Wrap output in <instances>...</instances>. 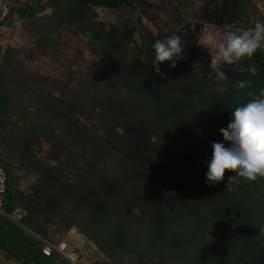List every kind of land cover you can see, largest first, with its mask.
<instances>
[{"label":"trees","instance_id":"16d2710c","mask_svg":"<svg viewBox=\"0 0 264 264\" xmlns=\"http://www.w3.org/2000/svg\"><path fill=\"white\" fill-rule=\"evenodd\" d=\"M128 2L151 7L144 0H10L6 22L27 20L35 40L27 61L44 55L53 32L66 26L86 38L95 62H70L67 74L51 78L31 74L18 53L0 49L7 210L28 212V231L0 222V264H68L41 252L43 241L58 245L51 235L57 224L78 229L104 255L91 264H264V178H241L229 191L234 173L216 185L205 175L211 143L227 146L220 129L264 90V51L242 61L258 75L225 66L229 79L220 81L196 36L181 33L186 59L174 69L161 63V76L152 44L171 34L155 37L141 21L106 28L92 21L94 9ZM46 11L50 16L38 17ZM252 15L250 0H222L213 13L219 24ZM137 31L141 47L134 53L128 47ZM244 79L251 87L237 89ZM23 167L37 175L30 194L18 192L14 173Z\"/></svg>","mask_w":264,"mask_h":264},{"label":"clouds","instance_id":"9594fccd","mask_svg":"<svg viewBox=\"0 0 264 264\" xmlns=\"http://www.w3.org/2000/svg\"><path fill=\"white\" fill-rule=\"evenodd\" d=\"M222 38L208 50L210 54L209 68L220 81L229 77L221 69L231 66L233 71L252 76L259 74L255 65L245 66L242 61L252 59L255 53L264 51V21L257 20L254 27L246 29H231L225 26ZM155 52L157 74L164 76L159 65L170 62L174 69L176 62L186 59L183 55L185 41L176 33L163 39H156L152 44ZM251 80L236 81L237 89L251 87ZM226 87L217 91L224 92ZM251 95V93H249ZM227 146L222 142H212V158L207 161L206 184L216 185L223 182L226 171L234 173L228 178L227 190H232L233 184L238 185L243 180L255 182L264 178V90L256 98L250 99L243 106H238L232 112V118L226 128H221Z\"/></svg>","mask_w":264,"mask_h":264},{"label":"rangeland","instance_id":"374dc122","mask_svg":"<svg viewBox=\"0 0 264 264\" xmlns=\"http://www.w3.org/2000/svg\"><path fill=\"white\" fill-rule=\"evenodd\" d=\"M20 1L24 2L25 0ZM144 1L151 5V7L143 9L148 12L147 16L142 14L143 10L139 5L128 2L114 10L94 9L92 21L95 24L104 25L105 28L109 25H122L126 22H131L132 25L136 26L141 21L148 32L155 37L160 32L182 35L175 21L168 14L163 0ZM46 16H50V11H46L38 17L43 18ZM25 22L27 23L28 21H22L17 16H14L0 27V49L3 52L11 49L18 53V58L24 61L26 70L31 74L38 73L51 78H61L68 73L70 62L77 63L79 66L84 61H87L86 63L95 62L94 57L89 53L86 38L71 32L70 29L75 31V28L69 29L66 26L53 32L52 35L55 42L51 47L46 48L44 55L38 54V58L34 61H27V56L31 55L35 49V40L27 33ZM133 41L134 43H131L128 49L135 53V47H141L138 31L134 34ZM35 153H38V151H35ZM45 155L46 153L44 152V155L40 154V157L42 158ZM14 176L19 179L18 192L30 194L37 182V175L31 174L29 169L23 167L21 170L16 171ZM33 235L38 237L34 233ZM51 235L53 241H57L58 245L61 243L67 244L68 250L78 256V264H91L104 259V255L99 249L89 242L86 236L76 228L65 231L64 228L57 224L51 231Z\"/></svg>","mask_w":264,"mask_h":264},{"label":"built area","instance_id":"2783aa9c","mask_svg":"<svg viewBox=\"0 0 264 264\" xmlns=\"http://www.w3.org/2000/svg\"><path fill=\"white\" fill-rule=\"evenodd\" d=\"M49 0H41L46 3ZM254 9V15L244 17L238 21L219 24L213 13L220 11L222 0H163L166 10L171 19L175 21L177 28L182 34H194L197 38L199 48L207 54L210 59L209 51L223 36L225 26L231 29H246L254 27L257 20L264 21V0H250ZM11 12L10 0H0V27L5 24ZM9 178L0 165V222L3 219L26 229L24 222L28 217V212L22 207H14L7 210V191ZM42 255L46 258L57 253L68 264H78V256L68 250L66 243L55 246L52 243L43 241Z\"/></svg>","mask_w":264,"mask_h":264},{"label":"bare ground","instance_id":"6f19581e","mask_svg":"<svg viewBox=\"0 0 264 264\" xmlns=\"http://www.w3.org/2000/svg\"><path fill=\"white\" fill-rule=\"evenodd\" d=\"M70 238V237H69ZM73 239V238H72ZM78 241V240H77ZM80 242V241H79ZM81 243V242H80Z\"/></svg>","mask_w":264,"mask_h":264}]
</instances>
